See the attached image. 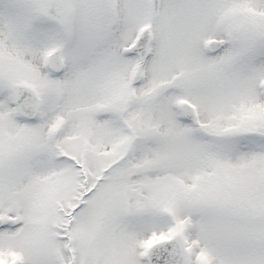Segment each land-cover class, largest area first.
<instances>
[{
  "label": "snow or ice",
  "instance_id": "1",
  "mask_svg": "<svg viewBox=\"0 0 264 264\" xmlns=\"http://www.w3.org/2000/svg\"><path fill=\"white\" fill-rule=\"evenodd\" d=\"M0 264H264V0H0Z\"/></svg>",
  "mask_w": 264,
  "mask_h": 264
}]
</instances>
